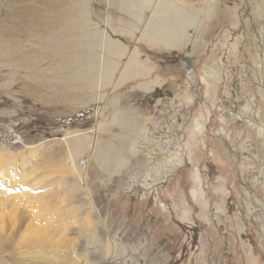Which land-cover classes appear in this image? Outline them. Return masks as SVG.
<instances>
[{"label":"rangeland","instance_id":"1","mask_svg":"<svg viewBox=\"0 0 264 264\" xmlns=\"http://www.w3.org/2000/svg\"><path fill=\"white\" fill-rule=\"evenodd\" d=\"M73 1L0 0V153L18 152L26 162L10 155L0 158V237L16 232L19 239L45 228L38 217L54 210L66 218L55 223L61 228H51L60 229L55 239H63L66 231L65 241L75 238L80 246L89 204L67 167L79 147L78 169L87 173L91 212L101 220L94 232L97 241L101 228L115 241L108 242V260L101 264H264V146L249 125L264 123V96L251 59L259 42L246 30L250 25L257 32L247 1L157 0L163 9L167 3L171 9L183 4L188 17L201 19L190 50L185 45L158 47L142 36L136 41V31L120 38L125 54L113 58L123 65L103 85L96 84L90 60L78 58L97 47L74 46L61 38L80 33L76 24L52 32L51 19L68 14ZM89 11L91 21H101L92 7ZM169 14L158 12L159 17ZM182 27L184 31L187 25ZM180 55L194 60L188 73ZM211 70L219 73L218 80ZM168 103L174 112L166 119V130L174 142L166 153L152 152V121ZM197 122L203 125L200 130ZM156 140L159 145L165 141ZM174 145L183 162L168 167L163 159ZM151 163L171 169L160 182L138 184L143 179L138 169ZM11 167L18 171L13 174ZM193 177L198 180L196 199L190 193ZM25 180L35 191L42 187L45 197L36 198L47 205L39 201L45 206L34 208L29 197L20 200L31 192L22 185ZM62 239L58 243L66 251ZM19 261L0 252L1 264Z\"/></svg>","mask_w":264,"mask_h":264},{"label":"bare ground","instance_id":"2","mask_svg":"<svg viewBox=\"0 0 264 264\" xmlns=\"http://www.w3.org/2000/svg\"><path fill=\"white\" fill-rule=\"evenodd\" d=\"M156 1L157 0H100V1L76 0L75 3L74 1L72 2L71 8L69 6L70 11L68 14L61 15L60 17L59 15H55L53 17L54 19L53 18L51 19L53 21V24H55V25L52 24L51 29L52 30L57 29V26L60 25L65 27H72L76 24L77 29L81 31L80 33L77 32L78 34L73 35L74 33L72 34L71 32L70 33L68 32L69 36L66 35L61 38L62 40L73 41L74 46L77 45L83 46L84 44H89L97 47V49L91 52L90 54L85 52L79 53L78 58L80 60H84L85 58H88V60H90L91 65L88 67L96 69L97 71V76L94 77V79H96V84L103 85L105 83V80L107 79V76L110 75L115 70H119L123 65L122 61H117L115 60L116 58L115 59L113 58L125 54L124 47L126 45L120 40V38L122 37H125L127 39L131 38L133 35H135L134 32L136 31H138V36L135 37L136 41L140 39L139 38L140 36H142L143 40L148 39L158 47L161 46L179 47L181 45H185L184 49L190 50L189 44H190L191 36L194 33L195 29L198 28L201 19H198V16L188 17L186 15L187 10L182 9V6H184L183 4L178 5V3L177 4L175 3L176 5L175 8L171 9L170 4L167 3V7L163 9L162 7H160L161 5H155ZM161 1L162 3L163 2L166 3V0H161ZM246 1L249 10L252 12V15L254 16V19L257 23V27H256L257 32L252 33L251 26L247 24H246L247 25L246 30L249 35L254 34V36L257 37V40L259 42L258 47L256 48L253 45H251L253 46L252 47L253 53L251 55V59L254 63H256L258 67L259 71L256 73L258 79L260 80L258 86L261 87V92L263 93L264 96V0H246ZM116 2L117 5H115V9L109 11L111 6ZM90 7H92V11L94 12L96 18L99 17L101 21H97L95 19L94 21H91L90 11H89ZM163 10L169 11L170 14L168 16L159 17L158 12ZM100 12L101 15L99 14ZM198 13L200 15L202 11L200 10L198 11ZM245 19L246 20L250 19L249 15H246ZM99 23H102L100 27H99ZM185 24L187 25V27L183 31L182 26ZM88 29L91 30L87 31ZM52 32L54 33L56 32V30ZM181 32H184V35H180L179 33ZM184 40L185 43H183ZM192 68L193 66L190 68V71L192 70ZM209 74L214 75L215 80L219 79V73L216 70H211ZM97 77L103 81L97 80ZM187 80L188 81L191 80L189 75ZM157 103L159 104V102ZM164 104H166V101H164ZM173 112H174V106L170 105L169 103L165 107L161 106L158 109V113H157L158 116L155 118V120L152 121V126L154 129V132L152 133V146L150 147L152 149V152H162V154L166 153L167 148L170 146V144H172V142H174L173 137L171 136L169 131L166 130L168 127L166 126V119L172 116ZM255 115L256 118L259 119V121L262 120L260 111L256 110ZM196 125L198 126V130H200V128L203 127V125L199 122H197ZM249 125L253 129H255L257 139L260 140V142H262L264 146V123L251 122L249 123ZM158 129H160L159 134L156 133V130ZM157 138H164L165 140L164 144L159 145L161 141L158 143V140H156ZM248 147L253 153L254 152L253 145L251 143H248ZM25 148H29V147L26 146ZM79 149H80L79 147H76L75 153H73V156H71L68 159L67 167L69 171L74 175V177L79 181L80 184L79 186L81 187L82 192L85 195L86 203L89 204L86 207L87 210L85 211L84 223L82 224L85 230L80 232V234L85 233L84 234L85 239L78 240L80 242V246H77L75 238L74 239L68 238L69 240L65 241L67 238L66 239L64 238L66 237V233H65L66 231L64 232V230L67 228L62 226L61 231L64 232L65 235V236L63 235L64 240L62 239V237H59L56 240L55 238L58 236L59 233L58 231L60 229L58 231H57L58 228L54 230L52 229L51 232V228L54 226H59L61 228L60 223L59 224H55V223L57 222V220L64 221V219L66 218L64 217V214L61 215V217H59V214L61 213L51 210L49 214L47 215L45 214L43 216L38 217L40 219V220L38 219L40 223L45 222L47 224L45 228L41 227L40 230L38 229L35 231L32 230L33 233L30 232L28 234L22 233V231H25L22 230L21 233L23 235H20L19 239L18 237L14 238V236H17L16 232L10 234L7 237H3V238L0 237V252L6 251L13 256H17L20 259L18 264H101L102 262L108 260L107 244L108 242L112 244L115 241L114 239L112 240L111 238H109L107 231L104 228L103 229L101 228L99 230L101 237L100 244L97 241L94 232H95V228L97 227V222L98 221L100 222L101 220L98 214L96 213V211L95 214L94 213L92 214L91 212L92 210L91 206L94 203L92 202V197L85 184L87 179L86 177L87 173L85 171L86 169L84 170L85 172L82 171L80 172V170L78 169L79 158H76V155H78ZM5 155H10L11 157L16 156L17 158L20 159L22 158L21 161L23 162V164L26 163L24 162L25 159L22 156H19L20 153L18 152L11 153L8 151H1L0 158H2ZM189 156L190 154L188 155V157ZM181 157H182L181 154L179 153L178 149L175 147V150L171 151L163 159L164 164L168 167H170L172 163L180 166L183 162V158ZM10 169H11L10 172L12 171L13 174H15L18 171V168L16 169L15 167H11ZM170 169L171 168H167V167L161 169L158 166L157 167L152 166V163L149 165L148 164L142 165L141 168L138 169V175L140 176V178L143 177V179L142 180L138 179L137 182L138 184L140 183L144 184V186H148L149 184H154V182H160L164 179V177H166ZM147 170L148 171L150 170V173ZM1 173L3 172L1 171ZM8 174H6V176ZM21 176H23V174ZM256 176H260V175L257 173ZM196 180L197 178L193 177L194 188L192 187L193 189H191L190 191L194 199H196V195H197ZM29 182L30 181L25 180L22 185L24 187L30 188L29 190H31V192L30 193L28 192L30 195L29 196L25 195L23 197H21L20 195L21 199L20 198L19 199L23 201L22 198L29 197L28 198L29 200L27 201L29 202L28 205L33 204L34 208H36L37 206L38 207L45 206L39 204V201L42 204L44 200L41 201V200H37L38 198H36V195L41 194L40 192H42L43 190V189L41 190L42 187L39 188L41 191H39V189L35 191L34 189H32L34 186L31 185V183ZM57 195H59V193ZM32 196L36 198L33 199V201L30 199L32 198ZM42 196L41 198L45 197ZM26 200L27 199H25L24 202ZM81 201H83L82 198ZM45 203L47 205V202H44L43 204ZM47 211L48 210H46V213ZM175 212L183 221H187L188 223H191V221L188 220L184 212H180L179 209L177 208H175ZM67 213H69V211ZM202 219L208 224L210 223V219H208L205 214H202ZM8 226L11 227V225ZM14 227L15 226H13V228H11L10 230L14 229ZM3 228L4 227L2 225V229ZM23 228H25V226ZM87 232L91 233V235L88 236ZM61 239L63 243L65 244L68 243L66 251L64 250V245L62 244L60 246L59 245L60 243H58L59 241H61Z\"/></svg>","mask_w":264,"mask_h":264},{"label":"water","instance_id":"3","mask_svg":"<svg viewBox=\"0 0 264 264\" xmlns=\"http://www.w3.org/2000/svg\"><path fill=\"white\" fill-rule=\"evenodd\" d=\"M178 59L185 65L187 73L190 71V68L194 66V60L191 56L180 55Z\"/></svg>","mask_w":264,"mask_h":264},{"label":"built area","instance_id":"4","mask_svg":"<svg viewBox=\"0 0 264 264\" xmlns=\"http://www.w3.org/2000/svg\"><path fill=\"white\" fill-rule=\"evenodd\" d=\"M81 163H84L83 161Z\"/></svg>","mask_w":264,"mask_h":264}]
</instances>
